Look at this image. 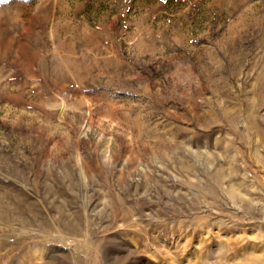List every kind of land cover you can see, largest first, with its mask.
I'll return each mask as SVG.
<instances>
[{
  "label": "rangeland",
  "instance_id": "obj_1",
  "mask_svg": "<svg viewBox=\"0 0 264 264\" xmlns=\"http://www.w3.org/2000/svg\"><path fill=\"white\" fill-rule=\"evenodd\" d=\"M0 264H264V0L0 3Z\"/></svg>",
  "mask_w": 264,
  "mask_h": 264
},
{
  "label": "trees",
  "instance_id": "obj_2",
  "mask_svg": "<svg viewBox=\"0 0 264 264\" xmlns=\"http://www.w3.org/2000/svg\"><path fill=\"white\" fill-rule=\"evenodd\" d=\"M14 1H19V0H0L1 4H9L12 3ZM20 1H33V0H20Z\"/></svg>",
  "mask_w": 264,
  "mask_h": 264
}]
</instances>
